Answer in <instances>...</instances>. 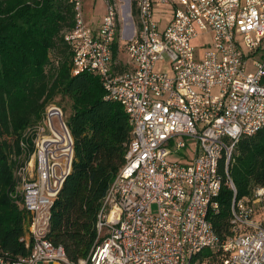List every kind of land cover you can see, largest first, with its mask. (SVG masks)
<instances>
[{
    "label": "built area",
    "instance_id": "1",
    "mask_svg": "<svg viewBox=\"0 0 264 264\" xmlns=\"http://www.w3.org/2000/svg\"><path fill=\"white\" fill-rule=\"evenodd\" d=\"M68 1L72 72L100 77L106 98L128 113L132 138L94 246L71 261L49 233L74 137L63 106L49 102L26 131L33 151L15 168L28 253H0V264H264V186L234 198L226 239L209 218L220 208L222 161L228 167L239 140L264 127V56L253 57L264 49V0H103L105 13L92 23L86 0ZM115 42L128 69H119Z\"/></svg>",
    "mask_w": 264,
    "mask_h": 264
},
{
    "label": "trees",
    "instance_id": "2",
    "mask_svg": "<svg viewBox=\"0 0 264 264\" xmlns=\"http://www.w3.org/2000/svg\"><path fill=\"white\" fill-rule=\"evenodd\" d=\"M74 24L68 0H0V253H28L21 241L25 213L12 196L15 168L33 151L34 137L26 131L42 119L49 102L64 108L61 101L71 100L67 121L74 158L52 207L49 233L71 261L87 258L93 248L103 199L125 162L133 124L120 102L106 98L98 75L72 72L73 52L64 34ZM113 47L117 58L118 43ZM219 172L220 208L209 218L224 240L232 234L234 198H248L264 186V127L243 136L228 167L223 160ZM208 255L210 250L200 254Z\"/></svg>",
    "mask_w": 264,
    "mask_h": 264
},
{
    "label": "rangeland",
    "instance_id": "3",
    "mask_svg": "<svg viewBox=\"0 0 264 264\" xmlns=\"http://www.w3.org/2000/svg\"><path fill=\"white\" fill-rule=\"evenodd\" d=\"M94 1L93 0H86L85 3V8H86V12H87V18L90 20V22L92 23L99 21L105 11H104V6H103V0H96V10H95V15L91 14L92 11V7L94 6ZM119 56L117 57V60L120 62L119 64V69L123 70V69H128L129 68V64H128V56L126 51L124 50V48L122 46H120V50H119ZM261 56H264V49L261 51L256 52L253 57L257 58V59H261ZM58 99H60V97H58ZM61 103L65 106L64 107V112H65V117L66 119H68L70 113H71V100L70 99H65L63 101H61ZM155 209V208H154Z\"/></svg>",
    "mask_w": 264,
    "mask_h": 264
},
{
    "label": "crops",
    "instance_id": "4",
    "mask_svg": "<svg viewBox=\"0 0 264 264\" xmlns=\"http://www.w3.org/2000/svg\"><path fill=\"white\" fill-rule=\"evenodd\" d=\"M94 1V0H93ZM95 15V14H94Z\"/></svg>",
    "mask_w": 264,
    "mask_h": 264
}]
</instances>
